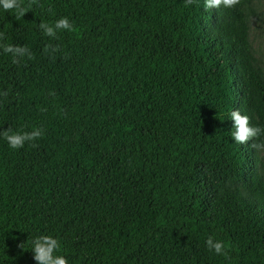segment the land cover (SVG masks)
I'll return each instance as SVG.
<instances>
[{
  "label": "trees",
  "instance_id": "trees-1",
  "mask_svg": "<svg viewBox=\"0 0 264 264\" xmlns=\"http://www.w3.org/2000/svg\"><path fill=\"white\" fill-rule=\"evenodd\" d=\"M250 7L38 0L20 20L0 8V43L34 57L0 50V130L44 129L21 149L0 137V264H35L37 235L58 238L69 264H264L251 146L264 136L237 144L230 120L239 109L264 127ZM62 17L74 31L39 29Z\"/></svg>",
  "mask_w": 264,
  "mask_h": 264
},
{
  "label": "clouds",
  "instance_id": "clouds-1",
  "mask_svg": "<svg viewBox=\"0 0 264 264\" xmlns=\"http://www.w3.org/2000/svg\"><path fill=\"white\" fill-rule=\"evenodd\" d=\"M197 0H185V6H190L196 3ZM38 0H29L27 6L24 4V0H0V8L5 12H14L15 19L20 20L30 11L32 5L37 4ZM240 3V0H204V7L206 10L224 8H233ZM39 29L43 34L49 38L56 39L58 32L67 31L72 32L75 30L73 22L67 17H62L56 20L54 23H48L41 21L39 23ZM5 40V33L0 32V42ZM51 45H49L45 51H49ZM0 50L4 54H10L13 58L14 64H19L22 59H33L31 50L26 45H13L7 43H0ZM58 46L52 49L53 52L58 51ZM0 95L7 97L8 92L4 91ZM230 120L232 121V139L237 144H248L250 141H254L257 138L264 136V127L259 125H253L251 118L247 114H242L239 109H234L230 113ZM44 129L34 128L31 131L13 130L7 128L0 130V137H3L11 149H21L26 143L35 145V141L43 138ZM255 149H264V143L252 144ZM26 242L17 244L19 249L24 248ZM33 260L35 264H69V260L57 253L61 250V241L52 235H37L30 242ZM206 246L209 251H214L217 255L228 256V245L220 239H217L214 235H209L206 239Z\"/></svg>",
  "mask_w": 264,
  "mask_h": 264
},
{
  "label": "rangeland",
  "instance_id": "rangeland-1",
  "mask_svg": "<svg viewBox=\"0 0 264 264\" xmlns=\"http://www.w3.org/2000/svg\"><path fill=\"white\" fill-rule=\"evenodd\" d=\"M252 14L248 18V41L253 56L264 73V0H251ZM264 173V149L259 155Z\"/></svg>",
  "mask_w": 264,
  "mask_h": 264
}]
</instances>
